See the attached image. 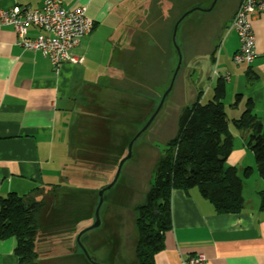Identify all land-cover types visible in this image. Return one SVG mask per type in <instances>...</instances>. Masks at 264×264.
I'll list each match as a JSON object with an SVG mask.
<instances>
[{"label": "crops", "instance_id": "0c3cea01", "mask_svg": "<svg viewBox=\"0 0 264 264\" xmlns=\"http://www.w3.org/2000/svg\"><path fill=\"white\" fill-rule=\"evenodd\" d=\"M212 1L207 0L202 10ZM41 4L42 0H0V12L15 5L36 9ZM61 4L66 10L84 7L87 17L93 21L91 32L71 51L83 57L82 64L63 62L53 67L39 51L18 47L12 27L0 24V199L10 193L33 196L34 189L43 193L48 185H63L71 166L69 154L75 140H89L103 118L98 114L97 105L102 107L106 103L104 96L108 93L125 91L130 79L135 84L138 82L135 75L139 74L140 50L145 55L144 25L148 18V21L152 19L154 1L61 0ZM238 4L239 0H216L211 10L203 12L225 10L224 30ZM173 5V0H156V18L151 21L165 27L167 18L175 14ZM250 24L255 39L252 63L242 71H232L233 74L226 71L227 75L217 76L216 67L211 70L208 59L210 53H215L213 45L211 52L201 56L202 67L197 80L203 75L202 79L209 81L216 76L215 84L220 78L224 82V98L228 85L233 99L239 95L234 105L228 106L231 120L241 115L249 100L252 113L264 126V13L251 16ZM165 30L166 27L161 40ZM40 33L35 27L27 28L29 38ZM186 37V34L182 37L184 49ZM219 45V60L222 58L227 64L238 48V39L229 33L221 38ZM247 70L255 76L250 86L246 82ZM225 82L229 84L226 86ZM194 85L192 83V90L188 92L192 101L196 93L202 91L201 86L195 88ZM203 97H206L204 93L201 101ZM243 135L247 138L249 132ZM244 154L243 148L232 149L228 164L237 168L236 163ZM260 185L258 193L263 188V184ZM66 191L70 193L59 190L57 198ZM242 196L244 206L239 213L216 214L198 191L173 190L170 194L171 228L164 234L163 249L154 256V264H184L196 254L205 257L203 264H264V212L259 210L260 199L250 203L243 191ZM45 233L39 225L35 244L40 257L38 264H58L73 259L57 255L58 251L54 254V245L46 239ZM13 246L11 239L0 241V264H17ZM72 255L77 257L76 252Z\"/></svg>", "mask_w": 264, "mask_h": 264}, {"label": "rangeland", "instance_id": "374dc122", "mask_svg": "<svg viewBox=\"0 0 264 264\" xmlns=\"http://www.w3.org/2000/svg\"><path fill=\"white\" fill-rule=\"evenodd\" d=\"M153 1L152 19L156 18V0ZM173 3V9L176 12L174 11L175 14L167 18L164 39H160L164 33V26L156 25V22L151 21L152 19L148 21L149 18L146 21L147 24L144 25L145 55L143 56V50H140L139 74H134L138 82L135 84L130 79L125 91L105 95L106 103L102 107L97 105L98 114L103 118L97 123L98 128L95 133L89 137V140L86 138L79 142L76 139L75 146H72L70 150L71 168L65 179H72L73 174L81 169L88 171L87 175L91 177V180H95L97 186L106 184L115 174L119 161L127 154L125 141L137 134L149 122L133 142L130 157L120 166L116 183L108 192L107 200L100 206L98 212L100 226L86 237L85 245L89 249L88 255L96 263L106 264L109 248L115 239L120 259L115 264H131L135 240L133 209L142 202L149 188L156 160L165 144L176 133L180 110L192 102L193 98L188 93L192 90V83L196 84L195 88L201 86L204 96L206 95L201 102L206 103L212 97L216 76H213L214 78L210 81L202 79L204 75L197 80L198 71L202 67L201 56L206 52H211L214 45L216 60L210 63V56L213 52L210 53L209 66L212 65L211 70L216 67L215 73L221 77L227 75L226 71L233 74L232 71H242L246 66L235 65L231 60L227 64L222 58L219 60V42L222 37L226 36V28L222 29L225 10L218 11V13H204L202 9L206 7L207 0H173ZM194 8H199V10L186 15L177 27L176 44L180 51V66L170 92L159 107L161 96L167 89L168 81L175 69L174 63L175 66L177 64V61L172 59L169 49L171 27L179 16ZM184 34L187 36L185 49L182 41ZM228 84L225 82L226 86ZM229 88L230 85L227 88V96L223 100L224 112L228 119V131L233 138L232 149L234 151L240 148L245 150V154L239 156V163L236 165L238 176L243 184L244 198L254 203L255 200L260 199L258 189H261L262 182L255 171L247 178L242 176L240 168L247 166L254 168V159L246 146L248 138L243 135L245 131L237 130L230 122L228 106L234 105L237 100L230 96ZM70 161L68 159V163ZM84 191L80 190L72 194L66 192L55 200L46 199V208L41 216L40 227H43L46 232V239L52 241L53 248L58 249V247L68 245L69 251H76L71 240L73 225L67 222L75 220L78 216L86 217L90 215V212L92 215L97 204L95 191ZM59 263L85 264L76 256H73L72 260L66 259Z\"/></svg>", "mask_w": 264, "mask_h": 264}, {"label": "trees", "instance_id": "16d2710c", "mask_svg": "<svg viewBox=\"0 0 264 264\" xmlns=\"http://www.w3.org/2000/svg\"><path fill=\"white\" fill-rule=\"evenodd\" d=\"M173 25L170 30L169 49L172 59L177 61V54L171 42ZM214 60L212 53L210 63L212 64ZM245 74L247 85L250 86L255 76L249 70ZM202 93L198 91L195 99L180 110L176 133L165 144L156 160L150 185L142 202L133 209L135 240L131 264H154V256L163 249L164 234L171 228L170 194L173 190L187 192L196 189L216 214L239 213L244 206L243 184L238 176V169L227 164L232 152L233 138L228 131V119L224 112V82L220 78L215 81L212 97L206 103L201 102ZM238 96H235V100ZM230 122L234 128L249 132L246 146L253 155L254 168H243L242 176L247 178L253 171L258 175L263 184L259 192V210L264 212V126L252 113L249 100L241 115ZM138 130L139 128L136 132ZM133 136L125 141V148ZM87 174L88 171L80 169L73 174L72 179H65L63 185H48L43 193L42 190L34 189L32 192L36 194L33 196L10 193L0 199V241L13 240L12 252L17 258V264H38L40 261L35 244L41 216L46 208V199L55 200L59 190H69V194L85 190L95 191L98 200V190L107 186L114 177L113 174L106 184L97 186L95 180H91ZM113 186L103 192L102 203L107 200V194ZM92 222L91 212L86 217L78 216L75 220L67 222L73 225L71 240L76 255L85 264L91 263L76 245L75 237ZM95 229L85 231L79 237L88 254L86 237ZM56 251L59 256L73 257V251L68 250V245L53 249L54 254ZM119 260L117 243L113 239L107 257L109 263L106 261V264H115Z\"/></svg>", "mask_w": 264, "mask_h": 264}, {"label": "built area", "instance_id": "2783aa9c", "mask_svg": "<svg viewBox=\"0 0 264 264\" xmlns=\"http://www.w3.org/2000/svg\"><path fill=\"white\" fill-rule=\"evenodd\" d=\"M264 13V0H239L226 34L233 33L238 39V48L232 54L235 65H250L255 57V39L250 18ZM0 24L10 26L16 34V45L25 50L39 51L53 67L67 62L82 64L83 57L71 53L80 40L91 32L93 21L87 17L84 7L66 10L61 0H42L40 8L15 5L0 12ZM41 31L33 38L27 36V28ZM202 254L190 256L184 264H203Z\"/></svg>", "mask_w": 264, "mask_h": 264}, {"label": "water", "instance_id": "95a60500", "mask_svg": "<svg viewBox=\"0 0 264 264\" xmlns=\"http://www.w3.org/2000/svg\"><path fill=\"white\" fill-rule=\"evenodd\" d=\"M216 0H213L210 7L205 9V10H202V11H205V12H208L209 10H211V8L213 7L214 3H215ZM196 10H199V8H194V9H191L189 11H186L184 12L174 23L173 25V29H172V34H171V42H172V45L176 51V54H177V64L175 66V69L172 73V76L170 78V81H169V85L167 87V89L165 90V92L162 94L161 96V100H160V103H159V107L160 105L162 104L164 98L167 96V94L170 92L171 88H172V85H173V82L175 80V77H176V74L178 72V69H179V66H180V51H179V48L176 44V31H177V27L179 25V23L183 20V18L188 15L189 13L193 12V11H196ZM158 107V108H159ZM149 123V122H148ZM148 123H146L144 125V127L142 129H140L137 134H135L133 136V138L129 141V143L127 144V154L124 158H122L119 163H118V166L116 168V171H115V174H114V177L112 179V181L105 187L101 188L100 190H98L97 192V197H98V200H97V204H96V207L94 209V213H93V222L90 226H88L87 228L81 230L75 237V242H76V245L78 246V248L81 250V252L83 253V255L85 256V258L91 263V264H101V263H96L94 262L93 260L90 259V257L88 256V253L87 251L85 250V248L82 246V244L80 243L79 241V237L82 233H84L85 231H89V230H92V229H95L99 226L100 224V221H99V218H98V212H99V209H100V206L102 204V195H103V192L106 191L107 189H109L111 186H113V184L115 183L117 177H118V174H119V170H120V166L122 165V163L128 159L130 157V151H131V147H132V144L133 142L135 141V139L137 138V136L147 127Z\"/></svg>", "mask_w": 264, "mask_h": 264}]
</instances>
